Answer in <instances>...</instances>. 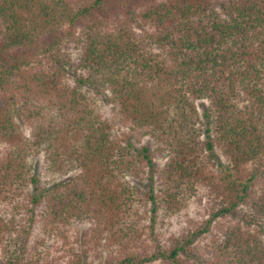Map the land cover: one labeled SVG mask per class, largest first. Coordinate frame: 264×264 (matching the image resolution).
<instances>
[{"label": "trees", "instance_id": "16d2710c", "mask_svg": "<svg viewBox=\"0 0 264 264\" xmlns=\"http://www.w3.org/2000/svg\"><path fill=\"white\" fill-rule=\"evenodd\" d=\"M220 152L223 197L165 237L159 214L182 211ZM41 153L77 173L44 186ZM24 212L67 260L44 235L14 241ZM84 220L105 264H264V0H0V264H94L68 236Z\"/></svg>", "mask_w": 264, "mask_h": 264}, {"label": "rangeland", "instance_id": "374dc122", "mask_svg": "<svg viewBox=\"0 0 264 264\" xmlns=\"http://www.w3.org/2000/svg\"><path fill=\"white\" fill-rule=\"evenodd\" d=\"M206 106V100H197V104L200 107V110H203V105ZM102 106V112L103 116H111L113 113V110L111 108V105H109L107 102H100ZM201 104V105H200ZM241 106L245 105V103L241 102ZM202 106V107H201ZM24 131L29 134L31 131L30 124L27 122H24L23 125ZM122 132H124V135H129V131L127 127H123ZM202 138L204 134L201 135ZM144 143L151 144L154 148L157 145V142L153 140L150 136H142L141 140H136V144L141 145ZM171 152L168 150H162L160 153L156 154L155 161L157 163V167L159 169L163 168V166L166 164V162L169 160ZM226 162H229V159L227 156L220 152V158L216 161L215 164H209L206 173H204V177L199 178L196 184L197 191L194 192V195L192 193L189 203L183 207L182 211L172 213V214H166L163 213L159 214V228L162 232V234L165 237H170L171 235L180 234L182 228L184 226H188V224H194L195 221H200L205 219L209 216L208 214V208L210 204L212 203L214 198L219 197V201L223 197V193L225 192L224 189L226 187L225 181L223 180L222 176L224 175V169L226 166ZM35 168L34 172L36 175H38L41 179V182L44 186H52L54 182L62 181L70 176L77 173V170H73L67 174H55L47 171L45 169L46 163L43 154L41 153L37 158L34 160ZM254 163L251 161L247 165V167L253 168ZM235 174V172H234ZM156 186V189H160V184L158 181H154L153 183ZM148 187V186H147ZM149 216L144 218V223L149 221ZM19 220V228L18 230L14 231L13 233V239L16 241L19 239V236H22L23 234L26 235L25 240H29V244H34L35 242H38V240L42 239L40 236L44 235V243L47 246H52L50 250V255L52 256H60L61 258H64L67 260V256H63L66 248H65V242L64 239L57 236V232H51L49 233L47 231H43V227L40 224V222H37L34 220V218L31 219V214L29 212H24L23 215H20L18 218ZM237 220H234L233 223L236 224ZM218 222V221H216ZM215 222V223H216ZM90 226L91 223L84 220V221H78L76 224L73 225V228L71 232L68 233V236L70 238V243L74 245L75 249L78 250L80 253L86 252L85 257L89 259V261H92L94 264H105L104 261L106 259V255L108 254V248L104 245L106 244V240H103L104 244L101 249L100 248L95 249V243L91 242L92 245L89 249L88 246H84V240L88 242L89 239V232H90ZM260 228V227H259ZM27 230L29 233H25L24 230ZM264 229V227H263ZM46 233V234H45ZM264 237V234H263ZM210 238L205 237H199L198 241L196 242L198 245L201 246V250H205L209 248L210 244ZM15 243V242H14ZM17 243V242H16ZM89 244V243H88ZM46 246H42V249ZM60 249H59V248ZM64 248V249H63ZM88 248V249H87ZM59 250V251H58ZM63 250V251H62ZM75 250V251H76ZM2 248L0 247V260L3 259L2 254ZM63 253H62V252ZM66 254V253H65ZM63 264L64 261L62 260ZM154 264H158L157 262Z\"/></svg>", "mask_w": 264, "mask_h": 264}]
</instances>
